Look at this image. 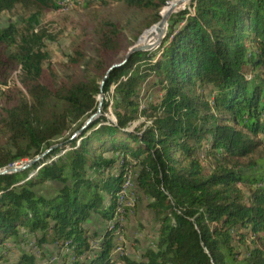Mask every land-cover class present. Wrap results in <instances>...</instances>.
<instances>
[{
    "label": "trees",
    "instance_id": "trees-1",
    "mask_svg": "<svg viewBox=\"0 0 264 264\" xmlns=\"http://www.w3.org/2000/svg\"><path fill=\"white\" fill-rule=\"evenodd\" d=\"M61 1L76 0H0V13L23 12L0 28V92L9 105L0 170L58 145L32 167L0 175V264H38L17 250L27 235L39 251L56 245L62 264H264V0H192L169 18L159 51L136 53L110 73L103 92L113 91L115 117L105 100L75 139L97 112L106 59L130 46L121 22L102 20L53 63L47 42L55 37L41 18ZM170 1L83 5L117 2L147 14L152 27ZM129 171L157 223L139 259L114 252L115 215L130 210L117 197ZM93 213L106 222L99 233L87 226Z\"/></svg>",
    "mask_w": 264,
    "mask_h": 264
},
{
    "label": "rangeland",
    "instance_id": "rangeland-1",
    "mask_svg": "<svg viewBox=\"0 0 264 264\" xmlns=\"http://www.w3.org/2000/svg\"><path fill=\"white\" fill-rule=\"evenodd\" d=\"M172 1H170L169 3H171ZM178 1L179 0H177V2ZM191 3L192 0H190V2L185 6L181 5L180 7H177V10L174 11L171 16L186 9L190 10ZM168 4L166 6H168ZM59 5L61 6L56 10L46 11L41 18V24L45 27H48L52 35L55 37V40L47 42V50L49 52L51 61L53 63L65 62L67 56L72 54L73 48L79 42V37H81L85 32L92 36L95 29L102 20L119 21L123 24L125 28L127 41L130 47L128 50L123 51L120 55L116 57L107 58L106 61L108 67H110L114 63L120 62L128 53L131 47L135 45H141L140 42H142L153 31V27L157 26L162 21V18L164 17L163 12L167 8L166 7L160 13L161 20L157 24L153 25L152 27H147L145 20L147 14H143L142 12L138 11H128L124 9L122 4L117 2L110 3V5H108L107 7H87L83 5V0L68 1V3L61 1L59 2ZM22 13V10L19 8L10 13H0V28L6 27L10 20L16 22L20 21ZM168 23L169 22H167L165 34H167L169 29ZM142 37L143 39L140 41ZM163 41L164 39L162 40V43ZM162 43L150 52L159 51V48ZM2 89L3 86H0V91ZM205 91L210 95L212 90L210 87H207ZM99 96L98 102H100ZM105 100L110 103V106L113 105V91L109 92V94L105 96ZM7 107H9V105L5 101V99L2 98L0 92V121L4 116V109ZM106 116L110 119H113V117H115L112 112V106L110 107V110L106 113ZM141 121L143 122L144 119H142ZM139 124L140 122L137 121L136 123H134L133 126L136 127ZM204 145L205 148L201 152L200 158L204 166L209 168L211 166V160H209L208 156L206 155L207 143H205ZM111 155L112 154H109V156ZM29 161L30 160H23L17 165L12 166V168L22 167ZM131 173L132 171H129V173L125 175L123 188L117 195L118 198L124 201L122 196L125 194L126 191V197L129 199V201H124V203L126 206H129L130 210L127 217H122L121 210H119V212L115 215V220L120 221L121 227L123 228L121 229L120 227V229L115 232V244L117 247L114 252L115 254H121L125 252L130 257L134 259H139L142 253L148 247L154 244L156 238H154L152 234L157 228V223L154 214L146 206L149 200L145 198L142 194H140V192L136 188L133 174L131 176ZM129 176H131V178H129ZM129 179L130 184L127 185V181ZM43 188L47 191L52 189V186L51 184H48L45 185ZM92 217L94 221H96V223H90V225L92 226L91 229L89 228L90 232L99 233L103 229L104 225H106V222L101 218L99 214L93 213ZM27 237L29 238L27 244H20L17 250H29L28 252L30 253H34V250L39 251L38 249L34 248L36 246L35 240L29 235H27ZM99 241L100 239L98 240V242ZM27 245L29 246V249H27ZM98 247L99 245L96 249H98ZM32 249H34L33 252ZM57 249L58 248H55L54 250L48 249L46 251H41L40 255L38 256V264H62V259L60 257H57ZM15 255L16 254L9 255L8 257L13 261L15 260Z\"/></svg>",
    "mask_w": 264,
    "mask_h": 264
},
{
    "label": "water",
    "instance_id": "water-1",
    "mask_svg": "<svg viewBox=\"0 0 264 264\" xmlns=\"http://www.w3.org/2000/svg\"><path fill=\"white\" fill-rule=\"evenodd\" d=\"M173 12H169L167 13L166 16H164L162 18V21L157 25V41H155L153 44L148 45V44H141V45H135L133 47L130 48V50L128 51V53L124 56V58L117 63H114L113 65H111L106 73V75L104 76L102 82H101V93H100V102L98 105V109L97 112L94 113L93 115H91L86 122L84 123V125L82 126V128L78 131H76L72 137V139L77 138L79 135L82 134L83 131H85L86 129H88L93 123H95L96 121H98V119L102 116V109H103V105L105 102V97H104V92H103V88L106 84V81L109 78L110 73L115 70L116 68L122 67L124 65H126L128 63V61L130 60V58L136 54V53H140V52H150L152 51L155 47L159 46L162 43V40L165 38V26H167V22L169 17L171 16ZM58 147V145L52 146L50 149L46 150L43 154L39 155L38 157H36L35 159L31 160L30 162H28L27 164L23 165L22 167H11V168H5L3 170H0V175H5V174H10V173H16V172H20V171H24L30 167H32L35 163L41 161L42 159H44L52 150L56 149Z\"/></svg>",
    "mask_w": 264,
    "mask_h": 264
},
{
    "label": "bare ground",
    "instance_id": "bare-ground-1",
    "mask_svg": "<svg viewBox=\"0 0 264 264\" xmlns=\"http://www.w3.org/2000/svg\"><path fill=\"white\" fill-rule=\"evenodd\" d=\"M190 0H179L178 2L172 4L170 7H167L164 12H163V16H166L167 13L169 12H174L177 10V7H180L181 5H186ZM157 27L158 26H155L153 31L142 41L140 42V44H148V45H151L153 44L155 41H157V36H158V33H157ZM167 26H165V29H166ZM105 97V95H104ZM100 96H99V100H100ZM131 176H132V173H131ZM130 176V177H131ZM122 213V212H121ZM96 248H97V243H96Z\"/></svg>",
    "mask_w": 264,
    "mask_h": 264
},
{
    "label": "crops",
    "instance_id": "crops-1",
    "mask_svg": "<svg viewBox=\"0 0 264 264\" xmlns=\"http://www.w3.org/2000/svg\"><path fill=\"white\" fill-rule=\"evenodd\" d=\"M91 222H93V223H96V221H94V219H93V217H92V219H91V221L89 222V223H87V225L89 226V228L91 229V225H90V223ZM102 224V223H101ZM99 226H100V224H99ZM98 226V227H99ZM95 229V228H94ZM53 248V249H52ZM55 248H57L56 247V245H51V244H45V245H43L41 248H39L40 249V252L39 251H37V250H34V249H32V252H33V250H34V255L37 257V263L39 262V260H38V256L40 255V253H41V251H46V250H54ZM27 249H29V246L27 245ZM25 250V249H24ZM27 251V250H26ZM29 251V250H28Z\"/></svg>",
    "mask_w": 264,
    "mask_h": 264
},
{
    "label": "built area",
    "instance_id": "built-area-1",
    "mask_svg": "<svg viewBox=\"0 0 264 264\" xmlns=\"http://www.w3.org/2000/svg\"><path fill=\"white\" fill-rule=\"evenodd\" d=\"M129 181H130V179L127 181V185L130 184ZM122 198L124 199V201H129V199L126 197V191H125V194L122 196ZM122 213H123V211H122ZM96 243H97V241L93 242V244H92L93 249H96Z\"/></svg>",
    "mask_w": 264,
    "mask_h": 264
}]
</instances>
